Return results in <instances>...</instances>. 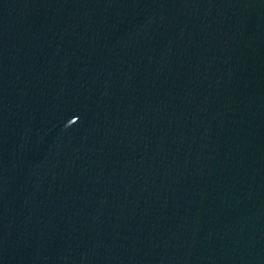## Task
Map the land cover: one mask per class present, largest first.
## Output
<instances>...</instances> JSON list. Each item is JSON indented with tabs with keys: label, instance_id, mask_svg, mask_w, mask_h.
Masks as SVG:
<instances>
[{
	"label": "water",
	"instance_id": "95a60500",
	"mask_svg": "<svg viewBox=\"0 0 264 264\" xmlns=\"http://www.w3.org/2000/svg\"><path fill=\"white\" fill-rule=\"evenodd\" d=\"M0 264H264V0H0Z\"/></svg>",
	"mask_w": 264,
	"mask_h": 264
}]
</instances>
